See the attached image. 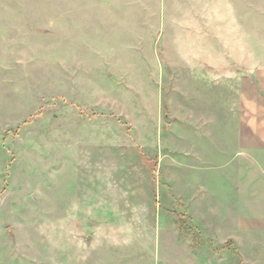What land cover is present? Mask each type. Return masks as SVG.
<instances>
[{"label": "rangeland", "instance_id": "rangeland-1", "mask_svg": "<svg viewBox=\"0 0 264 264\" xmlns=\"http://www.w3.org/2000/svg\"><path fill=\"white\" fill-rule=\"evenodd\" d=\"M255 69L264 0H0V264H264L185 199L219 191L207 142Z\"/></svg>", "mask_w": 264, "mask_h": 264}, {"label": "crops", "instance_id": "crops-1", "mask_svg": "<svg viewBox=\"0 0 264 264\" xmlns=\"http://www.w3.org/2000/svg\"><path fill=\"white\" fill-rule=\"evenodd\" d=\"M209 65H206L208 72L210 71ZM249 71L248 74L240 78L237 88L238 115L235 120L238 123V129L236 135L231 139V131L226 132L225 123L228 120L233 123V119L226 117L223 106V113L217 115V121L222 123L221 134L216 140L210 138V142H207L213 156L208 157L207 160H202L203 165L201 166L207 168L206 165L210 164V171L217 168L220 172L217 181L219 191L221 190L222 194L220 195L219 191L215 192V185L212 184L211 189L206 187L204 200H198L194 195L192 197L186 195L185 198L189 205L194 203L192 206L195 209L199 205L203 206L209 203V217H218L217 224L224 225L225 219L231 220L233 217V224L230 225L228 232L223 231V234L226 232L231 235L234 234V231L237 236L243 228L252 234L264 235V76L263 80L259 81L257 69ZM198 167L197 165H193L192 168L187 166V172L189 169H197ZM179 182L182 183V181H171V186L177 188ZM207 182L204 183L207 184ZM183 183L186 190L190 184L194 186L198 184L194 181H184ZM230 185L233 186L232 189L235 192V197L232 199L229 195L225 196L227 187ZM220 207L221 210L219 211L217 208ZM231 229L233 231H230ZM234 236L233 238H235ZM119 243L107 244L118 245ZM173 243L175 247H179L176 240L173 239ZM182 245H186V247ZM191 246L192 244L187 242L181 243V247L185 248L191 257L189 259L190 264H209L208 260L204 259L202 255L200 257V254ZM95 247L91 249H95ZM91 253L87 254L83 260H76L75 264L87 261Z\"/></svg>", "mask_w": 264, "mask_h": 264}, {"label": "trees", "instance_id": "trees-1", "mask_svg": "<svg viewBox=\"0 0 264 264\" xmlns=\"http://www.w3.org/2000/svg\"><path fill=\"white\" fill-rule=\"evenodd\" d=\"M180 229H181L183 232L185 231L186 233H189V232H190L191 235L194 234V235H193V236H194V241L197 242V243H199V241H198V240H200L199 236H195V233H193V232L191 233L190 229L187 228V227L185 226V223H183V224L180 225ZM195 248H196V247H195Z\"/></svg>", "mask_w": 264, "mask_h": 264}, {"label": "water", "instance_id": "water-1", "mask_svg": "<svg viewBox=\"0 0 264 264\" xmlns=\"http://www.w3.org/2000/svg\"><path fill=\"white\" fill-rule=\"evenodd\" d=\"M166 121H169V119H168V118H166Z\"/></svg>", "mask_w": 264, "mask_h": 264}]
</instances>
